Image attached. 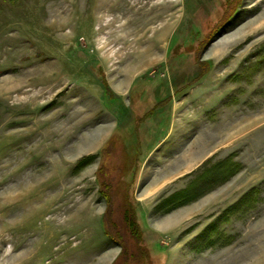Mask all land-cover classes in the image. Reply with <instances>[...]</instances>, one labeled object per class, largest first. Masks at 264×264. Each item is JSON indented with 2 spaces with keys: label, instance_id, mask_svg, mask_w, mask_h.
I'll list each match as a JSON object with an SVG mask.
<instances>
[{
  "label": "rangeland",
  "instance_id": "1",
  "mask_svg": "<svg viewBox=\"0 0 264 264\" xmlns=\"http://www.w3.org/2000/svg\"><path fill=\"white\" fill-rule=\"evenodd\" d=\"M0 264H264V0H0Z\"/></svg>",
  "mask_w": 264,
  "mask_h": 264
},
{
  "label": "trees",
  "instance_id": "2",
  "mask_svg": "<svg viewBox=\"0 0 264 264\" xmlns=\"http://www.w3.org/2000/svg\"><path fill=\"white\" fill-rule=\"evenodd\" d=\"M206 64L209 65L210 63H206ZM165 124L166 123L164 122L163 124L160 125V127L166 126ZM164 128L165 127H163V129ZM148 135L149 134H147V136ZM149 138L150 137H147V139H149ZM123 214H124L123 221H124L126 229L129 231V233H130L131 237L134 239V241L137 243H140L141 242L140 230H139V227L137 226V223H136L135 215L133 212V207L131 205H128L127 207H125ZM108 215H110V214L108 213L106 216L109 217Z\"/></svg>",
  "mask_w": 264,
  "mask_h": 264
},
{
  "label": "crops",
  "instance_id": "3",
  "mask_svg": "<svg viewBox=\"0 0 264 264\" xmlns=\"http://www.w3.org/2000/svg\"><path fill=\"white\" fill-rule=\"evenodd\" d=\"M100 132L102 133V131H99L98 134H96V137H95L96 138L95 140L97 141V144L99 143L98 144V149L99 150L101 149V147L109 144V142L111 141V138L114 137V134H115L114 133V129H112V130L107 129V131H106L107 134H105V137L104 138H100L99 137ZM153 143H154L153 144V148H156V145L155 144L158 143V142L154 141ZM151 158H154V157H151ZM151 158H150V160H151ZM136 200H137L138 205L140 207L141 213L146 214L147 212H149L148 205H146V202L145 201H143L141 199H136Z\"/></svg>",
  "mask_w": 264,
  "mask_h": 264
},
{
  "label": "bare ground",
  "instance_id": "4",
  "mask_svg": "<svg viewBox=\"0 0 264 264\" xmlns=\"http://www.w3.org/2000/svg\"><path fill=\"white\" fill-rule=\"evenodd\" d=\"M107 7V6H106ZM140 10H143V8H140ZM147 12H149V11H147ZM150 13V12H149ZM152 19H154V18H152ZM148 29H147V26H144L143 27V29H142V31H147ZM143 36H144V34H143ZM162 37V36H161ZM160 37V38H161ZM141 40L142 39H140V43H141ZM128 45V44H127ZM133 45V44H132ZM152 50V49H151ZM130 51V50H129ZM146 51V50H145ZM136 52L135 54V56H137L138 57V60L141 62V63H144V62H148V60H149V56L151 55V54H148V51H146V52ZM134 56V57H135ZM139 61H138V63H139Z\"/></svg>",
  "mask_w": 264,
  "mask_h": 264
}]
</instances>
